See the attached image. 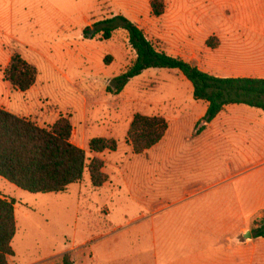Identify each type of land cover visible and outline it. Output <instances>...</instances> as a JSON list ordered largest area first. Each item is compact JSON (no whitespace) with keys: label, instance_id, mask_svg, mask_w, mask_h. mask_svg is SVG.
Segmentation results:
<instances>
[{"label":"rangeland","instance_id":"374dc122","mask_svg":"<svg viewBox=\"0 0 264 264\" xmlns=\"http://www.w3.org/2000/svg\"><path fill=\"white\" fill-rule=\"evenodd\" d=\"M164 1L165 12L155 16L151 0H0V103L19 116H68L72 141L85 147L87 164L102 159L108 176L95 187L87 168L67 191L47 194L0 176V193L17 201L10 264H64L65 256L73 264H147L153 218L197 198L183 200L191 192L208 195L210 184L230 183L228 158L220 152L225 142L216 126L192 135L184 132L186 123L180 132L174 121L158 144L142 154L133 151L127 131L134 114L173 119L171 103L183 99L189 106L193 85L177 69L150 68L122 92L108 91L136 59L128 33L119 28L110 39L84 35L97 20L121 14L136 20L158 48L181 58L192 51L184 49V36L201 43L233 17L234 8L244 10L240 0ZM14 53L38 70L30 90L5 78ZM194 109L199 114L202 107ZM185 115L191 116L189 109ZM93 137L115 138L118 148L91 152ZM260 218L251 219L252 228Z\"/></svg>","mask_w":264,"mask_h":264},{"label":"crops","instance_id":"0c3cea01","mask_svg":"<svg viewBox=\"0 0 264 264\" xmlns=\"http://www.w3.org/2000/svg\"><path fill=\"white\" fill-rule=\"evenodd\" d=\"M240 1L243 12L234 8L233 17L202 36L201 43H191L184 36V49L192 51L181 58L221 78H264V0ZM211 36L219 40L215 48L207 45ZM190 92L194 94V88ZM184 104L183 99L171 103L175 117L164 116L169 122L164 138L171 133L174 121L180 132L186 123L189 130L184 132L193 135L209 106L207 101L195 99L189 106ZM0 107L10 111L2 103ZM198 107L202 110L195 114L194 108ZM188 109L190 117L185 115ZM61 115L22 117L50 127ZM213 126L225 142L220 152L228 158L226 179L231 181L210 184L204 190L208 195H199V190L191 192L183 200L197 198L153 218L147 234V264H264V237H254L251 224L253 217L264 214V111L247 104H229L204 132ZM0 196L12 199L6 194ZM15 207L17 210V204ZM249 231L253 237L247 238Z\"/></svg>","mask_w":264,"mask_h":264},{"label":"trees","instance_id":"16d2710c","mask_svg":"<svg viewBox=\"0 0 264 264\" xmlns=\"http://www.w3.org/2000/svg\"><path fill=\"white\" fill-rule=\"evenodd\" d=\"M152 12L161 16L165 12L164 0H151ZM93 28V29H92ZM128 32L129 42L136 52V59L123 73L115 76L108 91L120 93L129 81L150 68L177 69L191 81L194 98L209 103L206 114L196 125V133L204 130L229 104H247L264 111V78H221L211 75L198 66L168 54L158 48L138 23L125 15L102 19L89 26L85 36L110 39L116 29ZM211 36L207 45L215 48L219 40ZM38 70L20 53L11 56L5 70V78L13 86L27 91L36 83ZM169 128L168 120L162 115L135 113L127 131V140L136 154H142L158 144ZM73 124L68 116L61 115L50 127L18 116L0 107V176L23 190L33 193H60L69 186L82 181L89 169L92 184L103 186L108 180L104 172V161L94 157L87 164L84 148L72 141ZM115 138L93 137L89 141L91 152L101 153L116 150ZM16 199L0 196V264H10L15 255L12 246L17 233ZM254 237H264V214L252 228ZM64 264H73L65 256Z\"/></svg>","mask_w":264,"mask_h":264},{"label":"water","instance_id":"95a60500","mask_svg":"<svg viewBox=\"0 0 264 264\" xmlns=\"http://www.w3.org/2000/svg\"><path fill=\"white\" fill-rule=\"evenodd\" d=\"M245 237H253V235H252V232L251 231H249L248 233H247V235H245Z\"/></svg>","mask_w":264,"mask_h":264}]
</instances>
